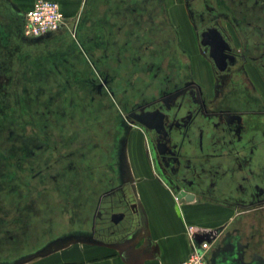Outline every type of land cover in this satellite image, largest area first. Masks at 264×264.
<instances>
[{
	"label": "flooded vegetation",
	"instance_id": "obj_1",
	"mask_svg": "<svg viewBox=\"0 0 264 264\" xmlns=\"http://www.w3.org/2000/svg\"><path fill=\"white\" fill-rule=\"evenodd\" d=\"M99 6L85 28L92 32L101 23L103 38L91 41L108 67L115 58L111 66L118 75L113 84L109 72L103 74L96 91L117 93L124 121L134 127L130 133L139 130L146 160L177 203L212 204L227 215L203 227L209 240L205 264H264V0H100ZM20 20L23 27L24 14ZM75 51L70 63L82 64ZM36 80L26 85L39 89ZM57 110H48L58 122L53 142L23 134L9 149L11 156L20 151L28 167L29 149L43 159L39 151L49 148L43 161L51 180L36 173L41 190L26 201L21 186L12 185L14 170L7 163L0 181V210L8 214L0 217V260L25 245L36 249V220L52 210L43 202L48 189L62 193L68 181L74 184L72 200H80L87 213L84 236L123 239L134 225L138 207L125 169L101 168L99 146L87 133L74 134L77 128L73 134L62 129L65 113ZM67 167L74 170L68 177ZM63 170L59 184L55 177ZM180 192L192 199L177 197Z\"/></svg>",
	"mask_w": 264,
	"mask_h": 264
},
{
	"label": "rangeland",
	"instance_id": "obj_2",
	"mask_svg": "<svg viewBox=\"0 0 264 264\" xmlns=\"http://www.w3.org/2000/svg\"><path fill=\"white\" fill-rule=\"evenodd\" d=\"M34 2L35 0H32L30 7L27 8L29 0H0V181L2 177L5 180L7 163H12L11 170L16 173L11 180L14 179L16 184L21 186V192L27 195L26 201L31 195L39 192L36 188L41 190V183L36 178V173L40 172L45 179L47 178L45 181L51 180L47 176L48 171L43 161L45 157L47 158L49 148L39 151L43 154V159L37 158V151L29 149L28 167L21 164L20 151L11 156L9 149L11 148V152H13L12 148L16 149L19 145L17 139L23 134L39 137L44 145L50 144L54 141V128L58 126L53 111H47L44 116L39 111L34 112L36 108H33V111L27 109L29 102L34 104L35 99L37 100V98H28V100L25 98L24 93L33 89L31 83L26 85L27 80H42L43 89L40 98L49 106H55L65 113L64 116L60 115L62 121L59 122L64 123L62 129L68 128L70 134H73L74 129L77 128L79 130L76 129L74 134L87 133L99 146L98 155H104L100 164L103 169L110 171L117 170L118 167L121 170L125 169L128 134L132 135L134 131L139 133L138 129L130 133L134 127L124 121L125 111L117 93L112 94L105 87L102 89L103 92L99 93L95 88V83L102 81L103 74L109 72L108 78L113 84L116 83L115 78L118 75L115 67L111 66L117 63L115 58L108 59L111 66L108 67L102 57L101 47H97L95 42L91 41L92 36L103 38L101 36L103 32H99L97 28L101 23L98 21L95 23L96 27L92 32L90 31L93 34L85 28L89 18L93 21L98 17V10L84 11L74 19L63 12L57 1L64 15L62 30L58 33L47 32L48 34L45 35L30 36L25 34L20 19ZM74 50L83 59L82 64L70 63L73 61L71 55ZM90 52L94 53L92 57ZM195 61H198L197 57ZM53 79L57 80L58 84L51 87L47 82H53ZM58 110L56 115H59ZM51 168L56 170L54 167ZM67 168L66 173L63 170L56 175L55 180L59 184H63L64 177L61 172L68 177L71 171H74ZM26 172L29 176L19 182L20 178L17 179L19 174L26 175ZM67 183L68 196L66 192L63 194L57 190L53 192L49 190L48 199L43 201L49 204L52 210L41 211L40 217L36 220L34 227L36 249L32 247L33 244L22 246L10 252L9 258L0 260V264H38L39 260L52 253L51 248L54 245L85 235L81 224L85 222L87 213L81 209L80 200H72L76 198L73 196L74 184L70 181ZM45 185L51 187L49 182ZM26 201L23 200L22 203ZM68 202L74 203L73 207H70L71 211L74 210L73 215L68 209L71 205ZM7 216L8 214L0 210L1 219H6Z\"/></svg>",
	"mask_w": 264,
	"mask_h": 264
},
{
	"label": "crops",
	"instance_id": "obj_3",
	"mask_svg": "<svg viewBox=\"0 0 264 264\" xmlns=\"http://www.w3.org/2000/svg\"><path fill=\"white\" fill-rule=\"evenodd\" d=\"M57 1L63 12L74 19L84 11L99 12L101 8L100 0ZM142 143L140 132L130 134L125 173L138 207L130 232L113 241L84 235L65 240L54 245L52 253L38 264H179L191 251L188 226L199 238L203 227L217 225L227 217L219 215V207L212 204L194 200L177 203L150 167Z\"/></svg>",
	"mask_w": 264,
	"mask_h": 264
},
{
	"label": "built area",
	"instance_id": "obj_4",
	"mask_svg": "<svg viewBox=\"0 0 264 264\" xmlns=\"http://www.w3.org/2000/svg\"><path fill=\"white\" fill-rule=\"evenodd\" d=\"M64 23V15L55 0H35L31 8L24 13L23 30L26 35L38 36L57 30ZM191 251L179 264H205L204 255L209 240L201 234L193 236L192 226H188Z\"/></svg>",
	"mask_w": 264,
	"mask_h": 264
},
{
	"label": "trees",
	"instance_id": "obj_5",
	"mask_svg": "<svg viewBox=\"0 0 264 264\" xmlns=\"http://www.w3.org/2000/svg\"><path fill=\"white\" fill-rule=\"evenodd\" d=\"M48 76H49V74H48ZM55 79H53V82L52 81H46L47 82V84H49L51 87H53V86H56L57 84H58V81L57 80H55ZM43 83H42V80L40 79H38L37 80V87L39 88V89H32L31 91H30V97L29 98H37V100L35 99V103L34 104H31L32 102H29V107H27V109L29 110V111H33V108H36V110H34V112L35 111H39V112H41L42 113V115H44L45 116V113L48 111V110H51L52 108H53V106H49L48 104H47V102H45L44 100H42L41 98H40V95H38V93L37 92H39V90H42L43 89ZM36 87V86H35ZM49 87V86H48ZM36 94V95H35ZM42 94V93H41ZM26 95H27V93H26ZM35 95V96H34ZM24 96H25V93H24ZM28 99V98H27ZM34 101V100H33ZM31 106V107H30ZM27 111V110H26ZM33 113V112H32ZM27 114H28V112H27ZM36 115H38V113H36ZM37 117V116H36ZM38 118V117H37ZM48 171V170H47ZM14 173H16V172H14ZM14 173H13V175H14ZM27 174L25 175V174H19V176L17 175V174H15V175H17L18 177H17V179H19V182H20V180H22V179H24V178H22V177H25V178H27L28 176H29V173L28 172H26ZM22 178V179H21ZM12 181V185H17L16 184V181H14V179L13 180H11ZM78 188V194L79 193H82L83 191H79V189H83L82 188V186L80 185V186H78L77 187ZM48 190H50V189H48ZM66 192V193H65ZM63 194L65 193L67 196H68V194L69 193H67V190H66V188L64 189V191L62 192Z\"/></svg>",
	"mask_w": 264,
	"mask_h": 264
},
{
	"label": "water",
	"instance_id": "obj_6",
	"mask_svg": "<svg viewBox=\"0 0 264 264\" xmlns=\"http://www.w3.org/2000/svg\"><path fill=\"white\" fill-rule=\"evenodd\" d=\"M183 195H185V199L186 200H190L192 199V195L191 194H186L184 192H180L179 194H177V197H182ZM183 200V199H182ZM120 216H116L114 215V220L117 221V219H119Z\"/></svg>",
	"mask_w": 264,
	"mask_h": 264
},
{
	"label": "bare ground",
	"instance_id": "obj_7",
	"mask_svg": "<svg viewBox=\"0 0 264 264\" xmlns=\"http://www.w3.org/2000/svg\"><path fill=\"white\" fill-rule=\"evenodd\" d=\"M28 63V62H27ZM196 68H199V67H197V65H196ZM202 69V68H201Z\"/></svg>",
	"mask_w": 264,
	"mask_h": 264
}]
</instances>
